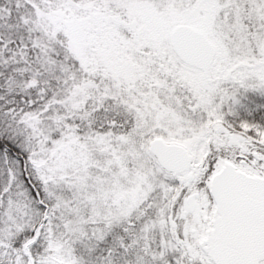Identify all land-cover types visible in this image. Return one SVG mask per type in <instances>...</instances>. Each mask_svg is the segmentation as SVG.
Listing matches in <instances>:
<instances>
[{
	"label": "snow or ice",
	"instance_id": "6c2138e0",
	"mask_svg": "<svg viewBox=\"0 0 264 264\" xmlns=\"http://www.w3.org/2000/svg\"><path fill=\"white\" fill-rule=\"evenodd\" d=\"M0 264H264V0H0Z\"/></svg>",
	"mask_w": 264,
	"mask_h": 264
}]
</instances>
